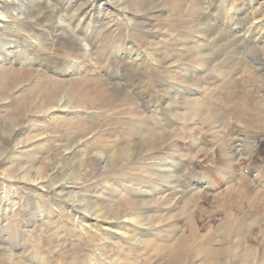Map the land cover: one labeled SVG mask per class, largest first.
Masks as SVG:
<instances>
[{
	"label": "rangeland",
	"instance_id": "obj_1",
	"mask_svg": "<svg viewBox=\"0 0 264 264\" xmlns=\"http://www.w3.org/2000/svg\"><path fill=\"white\" fill-rule=\"evenodd\" d=\"M19 1L28 18V39L8 37L7 29L0 30V41L12 38L25 49L10 55L11 63H0V136L3 129L11 131L13 122L20 124L14 140L0 139V264H6L8 252L14 256L12 264H171L184 247L189 253L181 264L220 263L225 258L233 264L232 255H226L225 238H241L248 246L264 238V188L255 182L264 176V102L254 105L260 101L257 94L264 90V71L258 63L260 59L264 63V50L257 59L259 53L253 45L236 40L239 34L233 33L226 15L210 13L209 4L219 8L220 0H116L119 8L108 0V7L103 2L108 15L88 3L90 0ZM0 9L10 15L9 3L4 0H0ZM118 11L131 20L115 17L110 22L109 16L113 19ZM202 13L212 25H221L219 31H202L188 48L179 50L174 65L165 64L172 53L164 43L169 38L166 35L174 39L182 33L188 35ZM96 18V28L86 29ZM77 20L82 21L80 28L73 27ZM155 44L158 54L153 67L130 66L124 54L130 45L149 53ZM0 50H4L1 45ZM82 50L89 55L84 56ZM29 58L31 64L25 63ZM71 65L84 71L71 77L58 74L60 68ZM175 67L178 73L174 69L173 74ZM186 74L191 80L189 88L172 91V83L185 80ZM223 77L225 82L217 84ZM128 80L151 81L144 103ZM235 85L240 89L234 90ZM204 86L212 95L201 105L208 108L207 117L216 124L185 107L177 109L180 98H199L200 93L194 91ZM231 95H236L237 101L225 108L223 99ZM147 100L155 101L157 117L152 118ZM213 126L218 133L210 131ZM227 137L233 142L232 149L223 155L220 149ZM140 141L142 150L133 158L118 163L108 160L111 153ZM36 168H42L38 179L33 173ZM226 170L230 175L224 174ZM158 174L179 177L180 191L203 180L216 181L217 186L215 191L198 187L184 200L185 193H178L170 207L163 206L161 200H150L146 183L136 179L141 176L148 181ZM228 176L235 178L231 186L222 182ZM103 185L110 189L100 199H93L94 188ZM169 191L161 190L160 196L171 198ZM97 205L108 213L118 210L113 217L120 221H109L122 224L125 230L109 231L98 240L93 231H83L73 223V211L85 217V212L94 211ZM53 210L58 213L55 218Z\"/></svg>",
	"mask_w": 264,
	"mask_h": 264
},
{
	"label": "bare ground",
	"instance_id": "obj_2",
	"mask_svg": "<svg viewBox=\"0 0 264 264\" xmlns=\"http://www.w3.org/2000/svg\"><path fill=\"white\" fill-rule=\"evenodd\" d=\"M6 3H9V10H10V15L7 16V15H4L2 14V11L0 9V30L3 28V29H7L9 32L8 34H6V36L8 37H17L19 36V38H21L22 40H26L27 38V34H26V24H27V19L26 17L24 16V7H23V4L20 3L19 0H4ZM108 0H90L88 3H91V4H94V6H99L101 7V11L105 13V15H108V9L105 8L103 9V6L106 7V4H103V2L107 3V7L109 5V2L113 4V6L115 5L116 8H119L118 6H116V0H109V2H107ZM241 1L239 4L238 2ZM221 2V3H220ZM220 7H214L211 5V3L209 4V9H210V13H212V15L214 14H217L219 16H224L226 18H228L230 20V22L233 24V28H232V31L233 33L235 34H239V36L236 38V40L238 39H242L243 41L247 42V44L249 45H253L252 48L256 51H259L262 52L264 50V0H220ZM72 3V2H71ZM90 4V5H91ZM215 5V4H214ZM92 6V5H91ZM110 6V5H109ZM216 6V5H215ZM75 7V6H74ZM121 7V6H120ZM107 9V10H106ZM113 10V9H112ZM110 10V11H112ZM121 10L123 11V9L121 8ZM100 11V10H99ZM100 11V12H101ZM116 11V9H115ZM27 12V11H26ZM119 12V11H118ZM117 12V13H118ZM214 12V14H213ZM121 11L119 12V14L117 15H114L113 19H111L112 16H109L110 18V22H112L113 20H115L114 18L115 17H120L121 19H126L128 21H130L131 19L128 18V16L124 13H122L120 15ZM110 14V13H109ZM77 18V17H76ZM75 18V19H76ZM98 18V16H97ZM97 18L94 20L93 22V25L92 27H86V29H91L93 28V30L96 28V26L94 24H96V21H97ZM100 18H103V16H100ZM106 18V17H105ZM86 19V17L84 18L83 17V21ZM94 19V18H93ZM117 19V18H116ZM70 21V20H69ZM123 21V20H122ZM72 22V21H71ZM70 22V23H71ZM85 22V21H84ZM224 22V21H223ZM73 23H75L73 27L77 28L79 27V24L82 23L81 20H77V21H74ZM72 23V24H73ZM194 29L197 27V29H190V33H188V35H184L183 33L182 34H179L178 36H176V39H174L175 37H172L170 36V34H167L166 36H168L169 38L167 40L164 39V43H167V47H169V50L172 51L171 53V60L168 61V63L165 62V64L169 65V64H173V62H177L175 59L180 57V52L179 50H182V47H187V45H189L190 43H192L193 41L197 40L201 34L202 31H208V33H210L209 31H213V32H218L219 31V28L220 26L219 25H212L211 24V21L209 20V17L207 15H205L204 13H202L195 21H194ZM68 25V24H67ZM101 26V25H100ZM80 28V27H79ZM98 28V27H97ZM54 30L57 28H53ZM92 32V31H91ZM231 32V31H230ZM245 32V34L247 33L248 35H245L243 33ZM146 35H147V32H145ZM204 33V32H203ZM229 33V32H228ZM4 34V33H3ZM153 34V33H152ZM229 35V34H228ZM212 36V35H211ZM210 36V37H211ZM149 37V36H148ZM152 37V36H151ZM172 37V39L170 40V38ZM50 37V40L54 39ZM12 38H9V39H6V38H3L1 39L0 41V45L4 48V50H0V63H3V62H9L11 63V58L12 54H14L15 52H18V49L20 48V50L23 51L25 50L23 47H19L17 46V44H14L12 41H11ZM28 39V38H27ZM240 39V40H241ZM40 40V39H39ZM130 40V39H129ZM204 40V39H203ZM210 40V39H208ZM241 40V41H242ZM31 41V40H30ZM157 41V40H156ZM159 41V40H158ZM34 44H36V42H33ZM32 43V44H33ZM160 43V42H159ZM200 43V42H199ZM209 43V42H208ZM40 44V43H38ZM131 44V42H130ZM151 44V43H150ZM162 44V43H161ZM160 44V45H161ZM211 43H209L210 45ZM243 44V42H242ZM129 45V44H128ZM133 45V44H132ZM132 45H130V48L127 49V51L124 53L126 55V58L129 60L130 62V66H134V67H138V66H142L144 70H147L151 67L154 66V64L156 63V60H157V56L156 54H158V50H157V44L153 45L154 48L153 49H150L149 50V53H145V52H140L139 50H134V48L132 49ZM152 45V44H151ZM201 45V44H200ZM33 46V45H32ZM36 46V45H35ZM50 48L48 47V51L50 52V49L52 50V45L50 44ZM37 47V46H36ZM40 46H38L39 48ZM197 47V46H195ZM205 47V46H204ZM238 47V46H237ZM188 48V47H187ZM84 49V48H83ZM160 49V48H159ZM192 49V48H191ZM199 49V48H198ZM187 50V49H186ZM201 50V49H200ZM19 51V52H21ZM83 52H85L83 55L84 56H87L89 54H87V52L85 50H82ZM19 54V53H18ZM237 54V53H236ZM262 55L257 54V59L261 57ZM11 57V58H10ZM20 57V56H19ZM115 57V56H114ZM21 58V57H20ZM19 58V59H20ZM23 58V57H22ZM93 58V57H92ZM247 58V57H246ZM251 58V57H250ZM13 59V58H12ZM16 60H17V57H16ZM22 60V59H21ZM29 60H33V59H27L25 60V63H29L31 64ZM148 60V62L146 63V61ZM160 60V59H159ZM168 60V59H167ZM241 61V60H240ZM259 61V60H258ZM22 62V61H20ZM19 62V63H20ZM128 62V61H127ZM158 62V61H157ZM93 63V62H92ZM95 63V62H94ZM174 63V64H175ZM233 63H235L233 61ZM243 63V62H242ZM260 70L261 71H264V63H263V60L260 59ZM128 64V63H127ZM173 64V65H174ZM239 64V63H238ZM36 65V64H35ZM41 65V64H40ZM166 65V66H167ZM38 66V65H37ZM132 69V68H131ZM166 69V68H165ZM174 69H178L177 67L173 68L172 72L174 74ZM230 69V68H229ZM55 70V69H53ZM112 70H115L112 68ZM228 70V68H227ZM232 70V69H231ZM230 70V71H231ZM84 71L79 65L77 66H74V65H71V66H65L64 68H60L58 74H60L61 76H64V77H71V76H74V75H77L79 72H82ZM117 71V70H116ZM169 71V70H168ZM229 71V72H230ZM228 72V71H227ZM250 72V71H249ZM115 75V71L111 72V74ZM118 73V72H117ZM176 73H178V71L176 70ZM190 73V72H189ZM196 73V72H195ZM231 73V72H230ZM241 73V72H240ZM57 74V75H58ZM253 74V73H252ZM174 75H172L173 77ZM185 77V80L181 81V82H175V83H172V91H175V90H184L186 88H189V86H187V83H191V80L190 79H187L188 76L187 74L186 75H183ZM239 76V75H238ZM229 78V75L227 76ZM232 77V76H231ZM247 78V77H246ZM243 80V79H242ZM241 80V81H242ZM240 81V82H241ZM154 82V81H153ZM193 82V81H192ZM222 82H225V78H221L219 79L218 82H216L217 84L218 83H222ZM247 82V81H246ZM263 84H264V80L261 81ZM126 83H129L130 84V88L133 89V91H135V93L137 94V97H138V100L141 101V103H144L143 100L145 99V97L149 94V92L151 91V81L148 82V84H145L144 82H137V80L132 83L131 80H128V82ZM238 83V81L236 82ZM223 84V83H222ZM201 85V84H200ZM239 85H235L234 86V90H238L240 89L238 87ZM200 91H194V92H197V93H200L199 94V98H193L191 99L192 97H189V96H184L183 98H180L178 100V104H177V109L179 110L180 108L182 107H185L188 112H190L191 114H194L195 116H199V118H207V114H210L209 113V110L208 108H206V106L203 107V104L204 102L207 101L208 98L211 97L212 95V91L205 88L204 86V89L203 88H200L198 87ZM212 89V88H211ZM229 89V88H228ZM232 89V90H233ZM171 91V90H170ZM189 91V90H188ZM187 92V91H186ZM192 92V91H191ZM193 92V93H194ZM229 92V91H228ZM235 92V91H234ZM233 92V93H234ZM262 94H257V98L260 100L259 103L257 104H254V105H259V104H262L264 102V90L262 89L261 90ZM173 93V92H172ZM221 93H222V90H221ZM230 93V92H229ZM239 93V92H238ZM249 94V93H248ZM175 94L172 95V97L174 96ZM176 96V95H175ZM192 96V95H191ZM235 96V97H234ZM250 96V95H249ZM248 95L246 96V98L249 97ZM136 97V99H137ZM169 97V96H168ZM182 97V96H181ZM195 97V96H194ZM214 97V96H213ZM175 98V97H174ZM239 98V97H238ZM218 99V98H217ZM222 99V98H221ZM237 99V96L236 95H233V98H232V95H231V98H228L227 97L223 99L224 103H223V106H225V108H229L230 106H232L234 104V100ZM211 100V99H209ZM244 100V99H243ZM135 101V100H134ZM148 101V100H147ZM237 101V100H236ZM235 101V102H236ZM154 102L155 101H148L147 104H145L146 106H149V110L150 113L152 114V118H155L156 116V113H155V110L154 108L156 107L154 105ZM217 102V101H216ZM221 103V102H220ZM200 105L202 106L200 108ZM209 105H212V104H209ZM222 105V104H221ZM246 105V104H245ZM182 106V107H181ZM264 106V105H263ZM158 107V106H157ZM217 107V106H216ZM232 108V107H231ZM234 108V106H233ZM223 109V107H222ZM214 110H215V106H214ZM226 110V109H224ZM239 110V109H238ZM249 110V109H247ZM233 111V109H232ZM235 111V110H234ZM46 112V111H45ZM177 112V111H176ZM183 112V111H182ZM217 112V111H216ZM220 112V111H219ZM225 112V111H224ZM238 112V111H237ZM71 114V113H70ZM214 114V113H213ZM215 115V114H214ZM239 115V113H238ZM247 115V114H246ZM73 116V115H72ZM225 116V115H224ZM157 117V116H156ZM216 117V115H215ZM218 117V116H217ZM238 117V116H237ZM240 117V116H239ZM250 117V116H248ZM212 119V118H211ZM238 119V118H237ZM249 118H245L246 121H248ZM234 120V119H233ZM252 120V119H251ZM126 121H129L132 125H134L136 127V123H134L132 120H126ZM225 121V120H223ZM197 122V121H196ZM199 122V121H198ZM208 122H210V119H208ZM216 120L210 122L211 125L212 124H216L215 123ZM237 122V121H236ZM242 122V121H241ZM209 123V124H210ZM22 124V123H21ZM227 124V123H226ZM13 125V128L11 129V131L9 130H5L3 129L2 130V135L0 136L1 140H4L6 137H8L9 139H12L14 140L18 135H19V131L18 130H15L16 128L19 129L18 127L20 126L19 123L17 122H13L12 123ZM210 125V126H211ZM248 125V124H246ZM245 125V126H246ZM224 126V125H223ZM221 127V126H220ZM227 126H225L226 128ZM222 128V127H221ZM220 128V129H221ZM253 129V128H252ZM150 130V129H149ZM225 130V129H224ZM243 130V129H242ZM212 133L215 132V133H218V130L216 129V127H212L211 130ZM227 131V130H226ZM225 132V131H224ZM251 132V130H250ZM220 133V131H219ZM223 133V132H222ZM228 133V132H227ZM224 134V133H223ZM238 134V133H237ZM225 135V134H224ZM227 135V134H226ZM247 135V134H246ZM35 136V135H34ZM30 137L29 139H33V137ZM126 135L124 134V137ZM197 137V136H196ZM235 137V136H234ZM230 138V137H229ZM228 137L225 139L226 140V145L225 147L222 146V148L220 149L221 153H223V155L225 153H228L229 150L232 149V140L229 139ZM238 138V136L236 137ZM219 139V138H218ZM222 139V138H221ZM243 139V138H242ZM253 139V138H252ZM194 140V139H193ZM215 140V139H213ZM220 140V139H219ZM224 140V139H223ZM244 140V139H243ZM198 141V140H196ZM222 142V141H221ZM248 142V141H247ZM252 142V141H251ZM255 142V141H254ZM212 143V142H211ZM250 143V141H249ZM256 143V142H255ZM8 144V143H7ZM142 144V141L138 142V143H135V144H129V145H126L124 146L123 148H121L119 150V153L117 152H113L111 153V155L109 156V161L110 163L115 162L118 163L121 159V160H127V159H131L129 157H132L133 154L135 152H139L142 150V147H140ZM217 144V143H216ZM220 144V143H219ZM213 145V144H212ZM255 145V144H253ZM111 146V144H110ZM2 147V146H0ZM254 147V146H253ZM195 148V147H194ZM193 148V149H194ZM145 149V148H144ZM180 149V148H179ZM188 150V149H187ZM200 150V149H198ZM205 150V149H204ZM203 150V151H204ZM236 150V149H234ZM240 150V149H239ZM258 150V149H257ZM180 151V150H179ZM196 151V150H195ZM210 151V150H209ZM242 151V149H241ZM248 151V150H247ZM1 152V151H0ZM186 152V151H185ZM199 152V151H197ZM205 152H208V149L205 150ZM212 152V151H210ZM258 152V151H257ZM256 152V153H257ZM180 153V152H179ZM194 152H192L191 154H193ZM234 153V152H233ZM182 154V153H181ZM238 154V153H237ZM241 154V153H240ZM194 155V154H193ZM219 155V154H218ZM182 155H180L179 157H181ZM192 156V155H190ZM252 156V154H251ZM183 157V156H182ZM228 157V156H227ZM240 157V156H239ZM253 157V156H252ZM1 158V157H0ZM133 158V157H132ZM221 158V156H220ZM229 158V157H228ZM228 158L226 159L227 162L229 163L230 161L228 160ZM107 159V158H106ZM246 159V158H245ZM118 160V161H117ZM252 160V159H251ZM178 161V160H177ZM207 161V160H206ZM232 162V161H231ZM248 162V161H247ZM179 163V162H178ZM183 163V162H182ZM222 163V162H221ZM225 163V162H224ZM227 163V164H228ZM235 163V161H234ZM254 163V162H253ZM217 164V163H216ZM239 164V163H238ZM182 165V164H181ZM180 165V166H181ZM229 165V164H228ZM139 166V165H138ZM137 166V167H138ZM155 166V165H154ZM174 165L172 164V167ZM177 166V165H176ZM185 166V165H184ZM220 166V165H219ZM224 166V165H222ZM230 166V165H229ZM227 166V167H229ZM254 166V165H253ZM256 166V165H255ZM262 166V165H261ZM178 167V166H177ZM187 167V166H186ZM243 167V165H242ZM141 168V167H140ZM153 168V167H152ZM161 168V167H160ZM163 168V167H162ZM189 168V167H188ZM235 168V167H233ZM246 168V167H245ZM259 168V167H258ZM264 168V167H263ZM261 167V169H263ZM41 169L42 168H36V170L33 172L37 177L35 179H38L39 176H40V173H41ZM155 169V168H154ZM219 169V168H218ZM190 170V169H189ZM222 170V169H221ZM237 170V168H236ZM156 171V170H155ZM176 171V170H175ZM178 171V170H177ZM227 171V170H226ZM264 171V170H263ZM22 172V171H21ZM174 172V171H173ZM179 172V171H178ZM211 172V171H210ZM230 172V171H229ZM229 172H225L224 174H229ZM243 172V171H241ZM246 172H248L246 170ZM27 173V172H26ZM30 173V172H29ZM28 173V174H29ZM153 173V172H152ZM164 173V172H163ZM185 173V172H184ZM214 173V171H213ZM234 173V172H233ZM237 173V172H235ZM234 173V174H235ZM256 173V172H255ZM32 174V173H31ZM30 174V175H31ZM154 174V173H153ZM173 174V173H172ZM171 174V175H172ZM197 174V173H196ZM233 174V175H234ZM99 175V174H98ZM135 175V174H134ZM171 175L167 174V175H154L153 178H150V179H147L148 181H146V179H143V177L141 176H137V180L139 181H143L142 183H146L147 187H148V190L147 192L149 193H146L149 194L148 196L151 198L150 200H153L154 202L156 201H160L161 202H164L162 203L163 206H169L171 205V202H173L177 197L176 195H178V193H185L182 197V199H187L185 196H190L192 195V193H194L195 191H197L196 189L198 187H202V186H206L208 189L207 190H212V191H215L216 189V186H214L215 183L213 182L212 184L209 183V181H206V180H203V183L202 184H196L194 186V188L191 186L189 188H185L186 190L185 191H180L181 189H178L180 187V181H179V177L177 178V176L175 175L173 178L171 177ZM179 175V174H178ZM248 175V173H247ZM173 176V175H172ZM235 176V175H234ZM207 177V176H206ZM214 177V176H213ZM222 177L223 174H222ZM221 177V178H222ZM175 178V179H174ZM201 178V177H200ZM208 178V177H207ZM235 179L234 177H229L228 176V179H223V184L225 185H230L231 186V182L232 180L231 179ZM22 179V178H21ZM221 179V180H222ZM253 179V177H252ZM25 180V179H23ZM135 180V179H134ZM210 180V179H209ZM216 180V179H215ZM231 180V181H230ZM0 181H3L2 179H0ZM177 182V184H173L171 185L172 183L174 182ZM211 181V180H210ZM218 181V180H217ZM235 181V180H234ZM252 181V180H251ZM107 182V181H106ZM105 182V183H106ZM111 182V180H110ZM190 182V181H189ZM221 182V181H220ZM253 182V181H252ZM255 182H256V185L258 186H261L264 188V176L262 177H259V178H255ZM2 183V182H1ZM54 183V182H53ZM112 183V182H111ZM254 183V182H253ZM108 183H106L107 185ZM152 185H155L153 188H151ZM169 184V186H168ZM109 185V184H108ZM171 185V186H170ZM167 186V189H165ZM185 186V185H183ZM258 186V187H259ZM128 187V186H127ZM144 187V186H143ZM146 187V186H145ZM109 187L107 186H96L94 188V193L96 196H94L95 198L93 199H100V196H103L104 194V191L108 190ZM156 188H158V190H156ZM215 188V189H214ZM220 188V186H219ZM110 189V188H109ZM149 189H151L149 191ZM203 189H206L203 187ZM218 189V188H217ZM161 190H165L166 191H171L172 192V196L171 198H166L163 197V196H160L162 192H160ZM169 191V192H170ZM164 192V191H163ZM168 192V193H169ZM255 192V191H254ZM93 193V192H92ZM257 193V191H256ZM182 195V194H181ZM170 196V195H169ZM180 197V198H181ZM185 197V198H184ZM112 199V198H111ZM264 200V199H263ZM94 202V201H93ZM91 203L90 205L93 207V205H95L94 203ZM71 205V204H70ZM149 205H151L149 203ZM73 209H79V207H76L74 205H72ZM168 209V208H167ZM165 209V210H167ZM159 211V210H158ZM54 212V210H53ZM85 212V211H84ZM119 211L118 210H113V212L111 213H108L105 211V209H99L98 208V205L96 207V209L93 211H89V212H85L87 213V215L84 217V216H80V214H76V212L73 211L72 213V216L73 218H75V220H73V223L77 222L78 226L83 228V231H93L92 234H94L98 240H101L100 238H102L104 235H106L107 233H109V231H113V230H117V231H120L121 229H124L122 224H118V223H112L110 222L109 220H119L118 217H113V215L115 213H118ZM55 214H53V217H52V212L50 213L51 214V217L52 218H55V216H57L58 213L54 212ZM82 214V212H81ZM49 215V214H48ZM50 216V215H49ZM47 217V216H46ZM160 217V216H159ZM159 217H157L156 219H159ZM45 218V217H43ZM121 218V217H120ZM161 218V217H160ZM122 220V219H121ZM127 220V219H126ZM167 220V219H166ZM165 220V221H166ZM233 220V219H232ZM231 220V221H232ZM39 221V220H38ZM109 221V222H108ZM135 221V219H134ZM138 220H136L137 222ZM132 222V221H131ZM141 222V221H140ZM143 222V221H142ZM234 222V221H232ZM42 223V222H41ZM80 223H85V224H80ZM236 223V222H235ZM43 224V223H42ZM58 224V223H57ZM56 224V225H57ZM128 224V223H127ZM141 224V223H140ZM228 224V223H227ZM38 225V224H37ZM130 225V224H129ZM132 225V224H131ZM134 225V224H133ZM235 225V224H234ZM135 226V225H134ZM232 226V225H231ZM236 227V226H235ZM241 227V225H240ZM27 228V227H26ZM137 228V227H136ZM53 229V228H52ZM69 229V228H68ZM131 229V228H130ZM125 230V229H124ZM139 230V229H138ZM128 231V230H127ZM124 232V233H127ZM234 231V230H233ZM123 232V230H122ZM131 233H133V231L131 230L130 231ZM137 232V231H136ZM117 233V232H116ZM147 233V232H145ZM144 233V235H145ZM248 233H250L248 231ZM56 234V233H55ZM126 235V234H125ZM129 235V234H127ZM135 235V233H134ZM136 236V235H135ZM74 237V236H73ZM119 237V236H118ZM244 237V236H243ZM254 237V236H253ZM120 239V238H119ZM123 239V238H122ZM135 239V238H134ZM245 240V238H244ZM225 241L226 243L228 244V251L226 253V255H228V252H229V255L231 254L232 255V262L233 264H264V238L263 239H259V240H255L256 243L255 245H243V241L242 239L240 238V240H232L231 237L229 236V238H225ZM124 242L128 243V240L125 238L124 239ZM235 242H237L235 244ZM254 244V243H253ZM114 246V245H113ZM236 247V248H234ZM118 248V247H117ZM224 248V247H223ZM82 251V250H81ZM155 251V250H154ZM8 252V251H6ZM189 253V249H187L186 247L184 248H181L179 253L175 254V257L172 259V263L171 264H181L185 259H187V255ZM196 256H197V253H196ZM13 254H10L9 252L7 253L6 257H5V262L6 264H12V262L15 260L13 258ZM38 257V256H37ZM189 257H194L192 255H189ZM13 258V259H12ZM38 259L40 260V262L42 261L41 258L38 257ZM192 259V258H190ZM229 258H225L223 259L222 262L220 263H210V264H229L227 263V260ZM39 260H37L36 258L34 259V261H36L37 263H40ZM212 261V260H211ZM191 262V261H190ZM231 263V262H230ZM19 264V263H17ZM33 264V263H32Z\"/></svg>",
	"mask_w": 264,
	"mask_h": 264
}]
</instances>
